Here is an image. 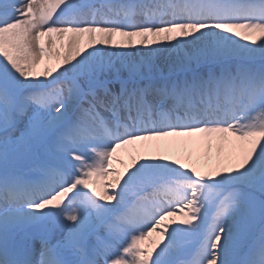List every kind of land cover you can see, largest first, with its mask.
Here are the masks:
<instances>
[{
	"label": "snow or ice",
	"instance_id": "6c2138e0",
	"mask_svg": "<svg viewBox=\"0 0 264 264\" xmlns=\"http://www.w3.org/2000/svg\"><path fill=\"white\" fill-rule=\"evenodd\" d=\"M0 264H264V0H0Z\"/></svg>",
	"mask_w": 264,
	"mask_h": 264
},
{
	"label": "bare ground",
	"instance_id": "6f19581e",
	"mask_svg": "<svg viewBox=\"0 0 264 264\" xmlns=\"http://www.w3.org/2000/svg\"><path fill=\"white\" fill-rule=\"evenodd\" d=\"M121 155H122L123 158L127 161V159H128L127 154L124 153V152H122ZM111 180H112V177L109 176V177L107 178V181H106V182H111ZM180 218H181V216L178 214L177 217H176V219L179 220Z\"/></svg>",
	"mask_w": 264,
	"mask_h": 264
}]
</instances>
